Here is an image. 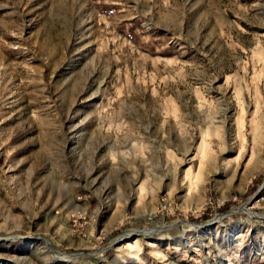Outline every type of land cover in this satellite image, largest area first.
Wrapping results in <instances>:
<instances>
[{
    "label": "rangeland",
    "instance_id": "obj_1",
    "mask_svg": "<svg viewBox=\"0 0 264 264\" xmlns=\"http://www.w3.org/2000/svg\"><path fill=\"white\" fill-rule=\"evenodd\" d=\"M0 264H264V0H0Z\"/></svg>",
    "mask_w": 264,
    "mask_h": 264
}]
</instances>
